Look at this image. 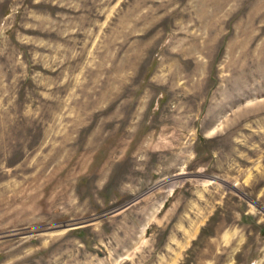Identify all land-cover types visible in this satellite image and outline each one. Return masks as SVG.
<instances>
[{"label": "rangeland", "instance_id": "374dc122", "mask_svg": "<svg viewBox=\"0 0 264 264\" xmlns=\"http://www.w3.org/2000/svg\"><path fill=\"white\" fill-rule=\"evenodd\" d=\"M0 264H264V0H0Z\"/></svg>", "mask_w": 264, "mask_h": 264}, {"label": "bare ground", "instance_id": "6f19581e", "mask_svg": "<svg viewBox=\"0 0 264 264\" xmlns=\"http://www.w3.org/2000/svg\"><path fill=\"white\" fill-rule=\"evenodd\" d=\"M181 178H182V177H181ZM178 179H180V178H178ZM178 179H175V180H173L172 182L177 181ZM169 184H170V182H167V181H166V183H164L163 185L166 186V185H169ZM170 189H171V188H170ZM169 191H170V190H169Z\"/></svg>", "mask_w": 264, "mask_h": 264}]
</instances>
